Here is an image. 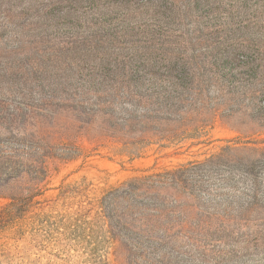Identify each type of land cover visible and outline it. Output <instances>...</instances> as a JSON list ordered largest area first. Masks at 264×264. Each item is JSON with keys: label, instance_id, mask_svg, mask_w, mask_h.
Segmentation results:
<instances>
[{"label": "rangeland", "instance_id": "obj_1", "mask_svg": "<svg viewBox=\"0 0 264 264\" xmlns=\"http://www.w3.org/2000/svg\"><path fill=\"white\" fill-rule=\"evenodd\" d=\"M0 133L5 147L23 134L42 145L18 159L20 183L55 207L53 238L32 249L42 264H264V0H0ZM227 147L189 194L136 208L149 238L111 239L95 211L56 202L62 188L100 195ZM23 247L0 239L10 264Z\"/></svg>", "mask_w": 264, "mask_h": 264}, {"label": "trees", "instance_id": "obj_2", "mask_svg": "<svg viewBox=\"0 0 264 264\" xmlns=\"http://www.w3.org/2000/svg\"><path fill=\"white\" fill-rule=\"evenodd\" d=\"M143 87L144 85L141 83L136 88L143 90ZM152 88L153 100L159 104V85H153ZM13 118L8 119V122L5 118L1 120L6 125H13L16 122V119ZM149 119L151 118H139L143 122L150 121ZM6 143H8L6 147L0 144V196L8 201L5 206L0 208V239L5 237L15 244H24V251L18 255L17 264H42L45 255L32 258L34 255L32 249L35 247L46 248L53 238V227L56 222H53L52 219L56 216H52V211L55 207L52 206L49 211L45 212L43 203L46 201L39 200V197L42 196L39 183L30 181L20 183L22 173L18 171L21 166V161L18 160L20 154L25 153L29 158L30 155L26 151L34 149L40 151L42 145L38 139H35V135L26 134H23L22 138H14L12 141L7 139ZM234 150L236 149L227 147L222 154L204 163H189L188 166L135 178L116 189L102 191L100 195L90 196L92 193L89 186L83 184L74 188H62L56 202L65 201L69 198L76 200L73 204L77 206L75 213L79 218L95 211L97 221L102 223V227L106 229L111 239L122 237L129 241L133 235L149 238L154 236L152 235L154 228L150 222V216L141 215L143 213H139L136 208L143 206L147 212H151L150 207L144 202L160 192L171 193V195L189 194L191 188L196 186L189 184V181L193 179L192 177H195L196 180L202 179L207 169L221 161L225 153ZM34 169H36L37 174L45 176L43 165H40V168L35 166ZM133 201H137L140 206L137 207ZM153 210L155 209L153 208ZM162 216L163 212L158 208L155 215L151 217L158 220ZM61 219H64V216ZM7 235L9 236L7 237ZM0 258V264L4 262L10 264L9 262L14 256L1 250ZM45 264H49V262Z\"/></svg>", "mask_w": 264, "mask_h": 264}]
</instances>
